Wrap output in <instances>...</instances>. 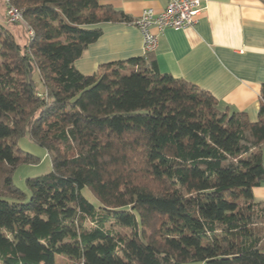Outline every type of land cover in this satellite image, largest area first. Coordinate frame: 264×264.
I'll return each instance as SVG.
<instances>
[{"label": "trees", "instance_id": "16d2710c", "mask_svg": "<svg viewBox=\"0 0 264 264\" xmlns=\"http://www.w3.org/2000/svg\"><path fill=\"white\" fill-rule=\"evenodd\" d=\"M9 1L27 41L0 24V264H264V83L250 121L152 53L82 74L94 25L133 19L99 0ZM26 134L51 156L29 194L12 181L38 161Z\"/></svg>", "mask_w": 264, "mask_h": 264}, {"label": "crops", "instance_id": "0c3cea01", "mask_svg": "<svg viewBox=\"0 0 264 264\" xmlns=\"http://www.w3.org/2000/svg\"><path fill=\"white\" fill-rule=\"evenodd\" d=\"M99 1L135 20L145 8L161 11L168 0ZM200 1L205 9L197 22L185 29H165L151 56L160 72L209 91L222 106L245 112L255 121L264 83V0ZM0 22L5 23L1 1ZM94 27L101 29L100 36L74 61L80 73L89 75L101 64L145 55L133 22H102ZM252 195L264 200V178Z\"/></svg>", "mask_w": 264, "mask_h": 264}, {"label": "built area", "instance_id": "2783aa9c", "mask_svg": "<svg viewBox=\"0 0 264 264\" xmlns=\"http://www.w3.org/2000/svg\"><path fill=\"white\" fill-rule=\"evenodd\" d=\"M3 4L6 22L17 24L23 21L21 12L9 0H4ZM204 9L200 0H168L159 12L152 8L143 9L132 22L141 33L144 53L156 51L159 36L165 29H185L193 26ZM28 35H32L31 30H28Z\"/></svg>", "mask_w": 264, "mask_h": 264}, {"label": "rangeland", "instance_id": "374dc122", "mask_svg": "<svg viewBox=\"0 0 264 264\" xmlns=\"http://www.w3.org/2000/svg\"><path fill=\"white\" fill-rule=\"evenodd\" d=\"M2 2V0H0ZM3 25L6 23L0 22ZM11 30L15 32V37L17 41L21 44L26 43V32L20 23L6 25ZM36 78V77H35ZM17 145L24 151L34 155L38 158V161L33 164H21L19 165L14 173L12 174L13 183L19 187L26 194H29V188L26 183L27 178L37 177L45 174L51 169V156L47 151L35 143L28 134L21 136L17 140ZM86 197L91 201H95L92 195H90L87 190L84 191Z\"/></svg>", "mask_w": 264, "mask_h": 264}]
</instances>
